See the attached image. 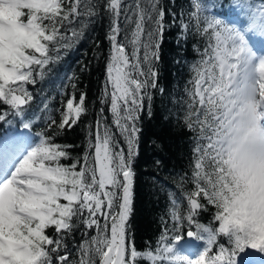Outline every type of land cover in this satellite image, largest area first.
<instances>
[{
    "label": "snow or ice",
    "instance_id": "snow-or-ice-1",
    "mask_svg": "<svg viewBox=\"0 0 264 264\" xmlns=\"http://www.w3.org/2000/svg\"><path fill=\"white\" fill-rule=\"evenodd\" d=\"M188 5L0 0V123L18 118L25 130L13 132L10 146L0 150V264H257L248 250L264 254V54L254 50L256 38L264 46V0H234L240 24L206 15L201 0ZM105 19L101 107L87 126L83 154L73 156L76 146L56 136L89 113L79 77H66L72 91L62 87L67 99L56 109L59 120L47 101L34 104L29 86L44 81ZM173 26L178 45L196 37L203 42L183 96L172 101L180 105L178 124L191 134V174L177 182L179 194L168 192V219L161 217L155 244L138 249L130 220L140 121L152 115L155 94L165 95L161 47ZM41 112L48 113L45 127L34 132ZM209 211L211 221L201 223Z\"/></svg>",
    "mask_w": 264,
    "mask_h": 264
},
{
    "label": "trees",
    "instance_id": "trees-1",
    "mask_svg": "<svg viewBox=\"0 0 264 264\" xmlns=\"http://www.w3.org/2000/svg\"><path fill=\"white\" fill-rule=\"evenodd\" d=\"M201 2L205 6L206 15L216 16L229 23L240 24L243 20L240 10L233 7L234 0H201ZM178 5L177 10L180 7L184 9L189 7L188 0H178ZM173 6L177 7L176 4ZM106 31V19L93 25V28L85 33L84 38L78 44L63 54L61 61L44 81L38 83L34 89L29 86L36 95L34 104L47 101L48 111L59 120V113L56 109L60 108L61 99H67L61 95L62 87L68 92L72 91L71 83L66 77L72 76L73 73L79 77L78 88L87 92L89 113L75 128L56 136V142L76 146L70 149L73 156L83 154L87 126L95 124L101 107L97 97L104 80V65L108 55L109 45L105 39ZM179 36L180 33L175 26L165 34L161 47L159 81L160 86L165 89V95L155 94L151 106L152 115L143 116L140 121L139 154L134 164L136 199L134 214L130 220V232L138 249H144L148 242L155 244L162 230L161 217L168 219L170 208L168 192L173 191L179 194L180 189L177 187V182L185 173L191 174V134L178 124V117L182 115L178 111L180 105L172 101L179 100L183 96L182 90L190 78L189 66L199 59L196 49L202 48L203 42L196 37L188 39L183 45H178ZM97 43L103 51L99 61L95 59V55L100 51L96 48ZM176 60H181V62L176 63ZM85 66L87 70L82 71ZM104 107V115L108 117V123L111 124L108 106ZM47 114L39 113L41 121L34 126V132L45 127L43 121ZM113 130L116 131L114 126ZM23 131L25 130L18 118L13 120L12 125L0 123V140L6 139L13 132ZM52 131L55 132V128ZM187 187L191 188L192 185L189 184ZM211 217L212 211H209L202 213L199 219L201 223L208 224ZM76 240L79 242V235L76 236ZM219 242L226 244L223 237ZM251 250L249 249L248 253Z\"/></svg>",
    "mask_w": 264,
    "mask_h": 264
},
{
    "label": "rangeland",
    "instance_id": "rangeland-1",
    "mask_svg": "<svg viewBox=\"0 0 264 264\" xmlns=\"http://www.w3.org/2000/svg\"><path fill=\"white\" fill-rule=\"evenodd\" d=\"M254 50L257 52V55L264 54V46H262L261 43L259 41H257V40L255 42ZM7 142L8 141L0 142V150L4 149L5 147H8L7 146ZM249 254H251L252 256L256 257L257 264H259L261 259H264V254L257 253V252H255V250L251 251Z\"/></svg>",
    "mask_w": 264,
    "mask_h": 264
}]
</instances>
